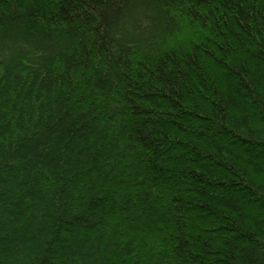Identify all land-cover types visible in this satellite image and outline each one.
<instances>
[{
	"label": "trees",
	"instance_id": "trees-1",
	"mask_svg": "<svg viewBox=\"0 0 264 264\" xmlns=\"http://www.w3.org/2000/svg\"><path fill=\"white\" fill-rule=\"evenodd\" d=\"M0 264H264V0H0Z\"/></svg>",
	"mask_w": 264,
	"mask_h": 264
}]
</instances>
